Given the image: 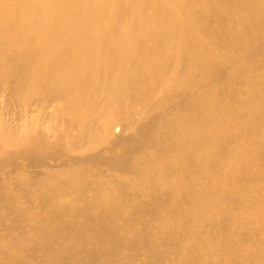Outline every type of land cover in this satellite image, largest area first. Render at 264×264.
<instances>
[{"label": "bare ground", "instance_id": "1", "mask_svg": "<svg viewBox=\"0 0 264 264\" xmlns=\"http://www.w3.org/2000/svg\"><path fill=\"white\" fill-rule=\"evenodd\" d=\"M0 264H264V0H0Z\"/></svg>", "mask_w": 264, "mask_h": 264}]
</instances>
